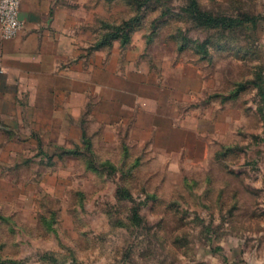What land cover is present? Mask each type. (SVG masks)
Returning <instances> with one entry per match:
<instances>
[{"label": "rangeland", "instance_id": "obj_1", "mask_svg": "<svg viewBox=\"0 0 264 264\" xmlns=\"http://www.w3.org/2000/svg\"><path fill=\"white\" fill-rule=\"evenodd\" d=\"M49 5L50 99H0V264H264V0Z\"/></svg>", "mask_w": 264, "mask_h": 264}, {"label": "crops", "instance_id": "obj_2", "mask_svg": "<svg viewBox=\"0 0 264 264\" xmlns=\"http://www.w3.org/2000/svg\"><path fill=\"white\" fill-rule=\"evenodd\" d=\"M20 17L23 27L16 36L4 39L0 32V99H40L43 92L50 99L46 89L53 86L58 59L70 55L65 48L71 40L65 32H48L57 17L49 0H20Z\"/></svg>", "mask_w": 264, "mask_h": 264}, {"label": "built area", "instance_id": "obj_3", "mask_svg": "<svg viewBox=\"0 0 264 264\" xmlns=\"http://www.w3.org/2000/svg\"><path fill=\"white\" fill-rule=\"evenodd\" d=\"M20 0H0V32L4 39H11L22 29Z\"/></svg>", "mask_w": 264, "mask_h": 264}]
</instances>
